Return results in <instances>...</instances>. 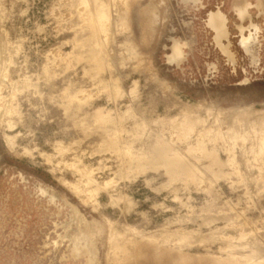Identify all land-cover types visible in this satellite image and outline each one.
I'll list each match as a JSON object with an SVG mask.
<instances>
[{"label": "rangeland", "instance_id": "374dc122", "mask_svg": "<svg viewBox=\"0 0 264 264\" xmlns=\"http://www.w3.org/2000/svg\"><path fill=\"white\" fill-rule=\"evenodd\" d=\"M0 28V264H264V0H0Z\"/></svg>", "mask_w": 264, "mask_h": 264}, {"label": "bare ground", "instance_id": "6f19581e", "mask_svg": "<svg viewBox=\"0 0 264 264\" xmlns=\"http://www.w3.org/2000/svg\"><path fill=\"white\" fill-rule=\"evenodd\" d=\"M100 14H107L106 13V11L101 7L100 9H99V11H98V16H100ZM2 15V14H1ZM4 16V15H3ZM106 16H108V14L106 15ZM210 21H211V23H213L214 25H216L217 24V22H218V16L217 15H215V14H213L212 16H211V18H210ZM1 29V28H0ZM5 31V30H4ZM4 34H6V32H4ZM0 35H1V33H0ZM5 36V35H4ZM7 37H8V35H7ZM1 38V37H0ZM5 38V37H4ZM1 42V41H0ZM6 43V42H5ZM1 45V44H0ZM0 52L3 54L6 50H7V45L6 44H2V46L0 47ZM7 52V51H6ZM113 52V51H112ZM7 54V53H6ZM5 57H7V56H5ZM4 60V59H3ZM1 63H3V62H1ZM3 65V64H2ZM149 136V135H148ZM261 142V144H262V141H260ZM166 146V145H165ZM263 149V148H262ZM165 150H168V151H165ZM139 152L143 155V156H145V157H147L148 159H150V160H153V161H161L162 159H164V160H167V167L169 168V170H174V169H176V168H178L179 167V159H177L176 157L174 158V156H170V154H167V153H169L170 152V149H166L165 147H164V144H163V146H159V145H154V146H151V145H148V146H146L145 144L144 145H142V148H140L139 149ZM164 152H166V153H164ZM139 155L137 154L136 155V157L137 158H139L138 157ZM146 158V159H147ZM137 160V159H136ZM149 161V160H148ZM164 162V161H163ZM151 164V163H150Z\"/></svg>", "mask_w": 264, "mask_h": 264}]
</instances>
